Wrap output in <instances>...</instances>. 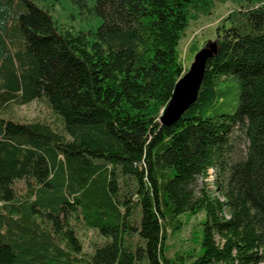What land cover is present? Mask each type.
<instances>
[{
  "label": "trees",
  "instance_id": "16d2710c",
  "mask_svg": "<svg viewBox=\"0 0 264 264\" xmlns=\"http://www.w3.org/2000/svg\"><path fill=\"white\" fill-rule=\"evenodd\" d=\"M59 1L0 0V264H264V0L216 27L197 98L169 125L179 41L213 0H73L98 22L77 32L51 15ZM38 100L59 126L9 114ZM210 171L214 190L196 189Z\"/></svg>",
  "mask_w": 264,
  "mask_h": 264
},
{
  "label": "rangeland",
  "instance_id": "374dc122",
  "mask_svg": "<svg viewBox=\"0 0 264 264\" xmlns=\"http://www.w3.org/2000/svg\"><path fill=\"white\" fill-rule=\"evenodd\" d=\"M50 0H36V4L46 7ZM93 0H89L90 5L93 4ZM247 2L243 0H213L212 7L209 13L193 12V16L189 22L182 38L178 44L179 58L182 62L185 72L189 69L193 62L194 55L192 48L196 47L202 49L207 43H213L216 41V27L225 19L227 14L232 10H241L245 8ZM257 5V4H255ZM242 7V8H241ZM51 15L56 20L58 27L62 30H68L71 32H77L81 28L87 26H96L97 20L93 16L81 18L77 15L76 6L73 0H60L55 3L54 9L51 10ZM9 114L20 121H32L41 120L46 121L54 126H59L57 116L48 108L47 104L42 101H33L26 105L12 106ZM235 157L244 156L246 143L243 139H237L236 142ZM213 172L210 171V175L207 179L199 178L196 182V189L202 187L203 181H206L208 188L214 190L213 185ZM185 216L182 219L185 221ZM204 214H198L189 218L185 225H183L180 233L174 237H169L166 240V244L172 247L170 255L177 250H184L189 245L188 239L191 232L197 234L201 230L200 224L203 222ZM94 235L88 234L87 237H83L84 250L90 251L91 241H93Z\"/></svg>",
  "mask_w": 264,
  "mask_h": 264
},
{
  "label": "water",
  "instance_id": "95a60500",
  "mask_svg": "<svg viewBox=\"0 0 264 264\" xmlns=\"http://www.w3.org/2000/svg\"><path fill=\"white\" fill-rule=\"evenodd\" d=\"M217 47V41L207 43L195 53L189 69L175 83L171 98L159 117L160 124L175 122L195 102L206 63L216 54Z\"/></svg>",
  "mask_w": 264,
  "mask_h": 264
}]
</instances>
